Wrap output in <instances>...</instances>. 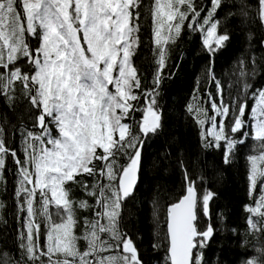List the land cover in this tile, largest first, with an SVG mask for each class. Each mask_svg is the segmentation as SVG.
Wrapping results in <instances>:
<instances>
[{
	"label": "snow or ice",
	"instance_id": "6c2138e0",
	"mask_svg": "<svg viewBox=\"0 0 264 264\" xmlns=\"http://www.w3.org/2000/svg\"><path fill=\"white\" fill-rule=\"evenodd\" d=\"M210 3L201 22L203 9L197 8L195 0H154L157 87L166 64L165 45L174 42L185 21L189 28L204 33L203 44L211 54L229 40L227 33L218 34V21L213 19L222 0ZM258 4L264 23V0ZM138 7L139 0H0V68L5 70L0 72V95L11 99L14 83H20L38 111L34 127L39 129L21 132L24 158L20 159L6 146L0 128V180L6 157L11 155L17 165L15 197L23 221L19 258L5 252L0 264H142L133 240L119 229L123 200L137 182L142 138L156 133L162 118L153 89L144 90L137 131L125 122L141 110L134 103L140 100L141 79L131 59L138 44L139 29L134 22ZM29 36L39 41L35 49L28 43ZM21 59L31 65L30 72L22 70ZM244 87L247 90L248 85ZM253 99L251 138L258 142L259 154L248 158V178L250 193L260 183V195L256 206L248 210L264 216V90L254 93ZM193 101L188 111L196 113V122L201 126L210 123L201 132L205 146L218 148L223 142L224 161L229 163L235 146L250 135L243 131L240 140L230 135L248 127L246 100L226 102L217 82L216 96L208 93L213 115L195 97ZM121 154L128 157L124 165L118 163ZM96 162H101L99 168ZM80 176L98 179L88 185ZM185 181L186 194L168 208V258L171 264H204L202 253L194 250L207 246L214 228L209 225L201 230L197 221L200 212L209 216L214 193L201 195L186 171ZM68 184L80 185L95 203L81 200L77 204ZM53 207L54 213L50 211ZM77 207L96 209L93 218L83 219L82 235L75 232ZM41 220L43 246L39 243ZM249 225L259 230L256 222L249 220ZM81 239L87 244L83 251L78 246ZM259 251L264 255V249ZM246 264H264V260L252 258Z\"/></svg>",
	"mask_w": 264,
	"mask_h": 264
},
{
	"label": "trees",
	"instance_id": "16d2710c",
	"mask_svg": "<svg viewBox=\"0 0 264 264\" xmlns=\"http://www.w3.org/2000/svg\"><path fill=\"white\" fill-rule=\"evenodd\" d=\"M198 9H203L200 20L211 9L210 0H195ZM154 0H139V13L135 19L138 26V44L132 56L133 66L141 79L138 90L140 100L134 102L140 111H134L125 122L132 125L133 132L138 129L145 105L144 90L155 89L156 107L160 111L161 127L154 134L143 137L140 166L137 182L132 193L123 200L120 209L119 229L131 237L142 264H169L167 256L166 214L167 207L184 195L186 189L185 171L195 182L198 192L214 193L209 202V216L202 212L198 217V228L203 230L209 225L214 235L206 247L194 250L202 253L204 264H246L252 258L264 260L259 250L264 249V216L249 212L256 206V194L250 193L249 157L258 155V142L251 138L250 110L255 106L253 94L264 90V23L258 15V0H222L213 19L218 21V34L227 33L229 40L215 54H211L202 42V32L193 30L185 21L181 32L174 42L165 45L166 64L161 73L158 87L155 77L158 68V48L153 34ZM35 49L39 41L27 37ZM18 64L25 72L31 65L21 59ZM5 70L0 68V72ZM244 71L246 76L241 77ZM213 77L215 79H213ZM217 82L222 86L226 102L239 98L246 100L244 119L248 127L232 138L240 140L243 131L249 132L244 143L235 146L230 162L225 163V145L206 147L201 132H206L210 123L196 122V113L188 111L193 98L209 116L214 113L208 103V93L215 97ZM248 88L245 89L244 85ZM11 99L0 95V128L9 149L15 150L20 159L24 158V142L21 132L34 127L38 114L28 99L23 86L15 82ZM219 103V98H217ZM208 139H211L209 137ZM127 155L118 157L120 165L126 164ZM97 167L101 162H96ZM18 172L11 155L6 157L3 179L0 180V259L3 253L10 258L20 256L19 234L22 218L18 212L15 197ZM82 182L91 185L98 177L80 176ZM102 183H107L102 180ZM72 200L94 204L95 199L87 195L78 184H68ZM55 212V208H50ZM95 208L76 209L78 223L77 235L84 231L83 219H91ZM249 220L258 224L253 230ZM39 243L45 244V229L41 220ZM105 238H107L105 236ZM81 251L87 247L83 239L78 241ZM107 254V253H106Z\"/></svg>",
	"mask_w": 264,
	"mask_h": 264
},
{
	"label": "water",
	"instance_id": "95a60500",
	"mask_svg": "<svg viewBox=\"0 0 264 264\" xmlns=\"http://www.w3.org/2000/svg\"><path fill=\"white\" fill-rule=\"evenodd\" d=\"M186 194V189H185V193L184 195ZM183 195V196H184ZM183 196H181L176 202H178ZM175 202V203H176ZM172 205V204H171ZM170 206V205H169ZM169 206L167 207V214H166V233H167V243H168V246H167V256L169 257V253H168V249H169V238H168V232H167V225H168V208ZM169 260V258H168ZM169 264H171L170 260H169Z\"/></svg>",
	"mask_w": 264,
	"mask_h": 264
},
{
	"label": "rangeland",
	"instance_id": "374dc122",
	"mask_svg": "<svg viewBox=\"0 0 264 264\" xmlns=\"http://www.w3.org/2000/svg\"><path fill=\"white\" fill-rule=\"evenodd\" d=\"M204 33L202 32V42H203V40H204ZM110 87V89H111V86H109ZM252 123V122H251ZM249 185H250V182H249ZM255 194H256V203H257V201H258V198H259V195H260V185H259V188H258V191L257 192H255Z\"/></svg>",
	"mask_w": 264,
	"mask_h": 264
}]
</instances>
